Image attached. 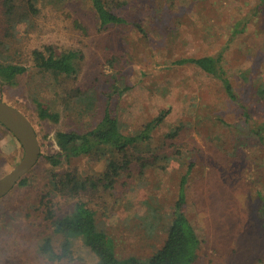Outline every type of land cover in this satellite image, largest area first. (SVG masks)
Returning a JSON list of instances; mask_svg holds the SVG:
<instances>
[{
  "label": "rangeland",
  "instance_id": "374dc122",
  "mask_svg": "<svg viewBox=\"0 0 264 264\" xmlns=\"http://www.w3.org/2000/svg\"><path fill=\"white\" fill-rule=\"evenodd\" d=\"M11 1L25 19L6 30L0 0L1 60L30 69L14 85L0 80V100L30 120L40 156L25 184L0 198V264H97L80 238L73 239L72 259H49L38 249L49 237L60 250L63 237L53 232L48 212L62 216L76 201L95 211L119 257L146 260L165 240L189 163L186 215L200 240L191 264H264V145L254 133L264 124V98L257 93L264 85V0H103L125 20L104 26L90 0ZM46 46L75 51L76 72L32 67V51ZM220 53L234 99L194 64L175 63ZM113 87L122 89L117 113L125 134L168 110L149 140L131 148L130 163L112 182L104 176L107 164L123 157L108 145L52 165L45 156L58 151L55 132L95 127ZM34 97L59 113L57 122L37 116ZM175 128L177 134L167 135ZM139 154L169 158L142 166ZM22 155L19 141L0 124V177ZM67 172L95 186L87 182L74 195L63 186L53 189Z\"/></svg>",
  "mask_w": 264,
  "mask_h": 264
},
{
  "label": "trees",
  "instance_id": "16d2710c",
  "mask_svg": "<svg viewBox=\"0 0 264 264\" xmlns=\"http://www.w3.org/2000/svg\"><path fill=\"white\" fill-rule=\"evenodd\" d=\"M93 9L99 20V24H119L125 22L124 18L112 12L103 2V0H90ZM4 22L3 27L11 31L15 30V25L24 20L25 17L17 12L11 0H4ZM30 9L34 10L33 5L29 4ZM142 31V28H139ZM10 32V31H9ZM7 36V35H5ZM1 48L6 46V42L0 43ZM0 48V80L2 83L14 85L18 79L30 66L23 63L1 60ZM75 51L68 50L56 52L51 46H46L44 50L34 49L32 51V67L43 71H49L59 74H74L77 70L75 59L78 58ZM221 53L218 55H202L199 57L182 58L175 63L182 64L189 62L203 70L205 73L218 79L222 84L227 96L234 99L235 94L230 80L225 75L221 63ZM122 93V89L113 87L106 94V100L103 105L102 116L97 125L85 132L74 130H57L54 134L55 144L58 151L46 155V159L52 164L57 165L62 158L68 159L72 156L88 154L98 145H108L114 152L123 157L120 166L116 160H109L104 176L113 181V176L118 174L120 167H126L131 159L128 157L131 148L135 144L149 140L151 132L163 121L168 110L160 111L155 117L145 122L142 127L132 134H125L119 127V118L117 113V101ZM259 97L264 98V85L257 88ZM36 107L37 116L41 119L57 122L59 113L51 110L49 105L37 98H33ZM23 113V112H22ZM24 114V113H23ZM26 116V115H25ZM178 133V128L168 132L167 135L174 136ZM259 142L264 145V124L258 125L254 129ZM152 161L142 154L137 155L138 162L142 166L152 164L161 159H168L167 155H151ZM192 168V163L187 165L185 172L180 176L176 198L170 211V225L166 232L165 240L146 260H141L135 255L119 257L115 251V244L110 235L97 226L95 220V211L88 207L83 201H76L72 209L62 216L52 218V211L48 215L52 219V230L55 234L62 235L60 250L56 252L52 246L49 237L44 238L38 245L40 252L49 259L73 258L72 244L74 238H80L83 245L88 247L95 255L97 264H191L196 256L200 246V240L197 237L194 226L190 223L187 215L186 201V183ZM55 177V174L53 175ZM25 178L22 177L17 183L25 184ZM87 182L90 186H95V182L86 179H77L75 173L67 172L54 181L53 189L58 186L64 187V192L74 195L77 190L86 189ZM49 194V193H48Z\"/></svg>",
  "mask_w": 264,
  "mask_h": 264
},
{
  "label": "water",
  "instance_id": "95a60500",
  "mask_svg": "<svg viewBox=\"0 0 264 264\" xmlns=\"http://www.w3.org/2000/svg\"><path fill=\"white\" fill-rule=\"evenodd\" d=\"M0 124L13 134L23 148L21 159L0 177L1 198L35 165L40 156V144L27 116L4 100H0Z\"/></svg>",
  "mask_w": 264,
  "mask_h": 264
}]
</instances>
